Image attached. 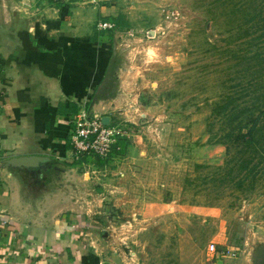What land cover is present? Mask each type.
Returning a JSON list of instances; mask_svg holds the SVG:
<instances>
[{
	"label": "rangeland",
	"instance_id": "1",
	"mask_svg": "<svg viewBox=\"0 0 264 264\" xmlns=\"http://www.w3.org/2000/svg\"><path fill=\"white\" fill-rule=\"evenodd\" d=\"M119 8L111 36L122 89L106 116L126 136L108 160L83 164L92 188L107 184L103 203L93 202L91 241L115 264H251L264 244V158L239 172L247 156L224 139L238 121L228 125L213 108L228 93L262 91L264 0H120Z\"/></svg>",
	"mask_w": 264,
	"mask_h": 264
},
{
	"label": "crops",
	"instance_id": "2",
	"mask_svg": "<svg viewBox=\"0 0 264 264\" xmlns=\"http://www.w3.org/2000/svg\"><path fill=\"white\" fill-rule=\"evenodd\" d=\"M119 6L0 0V162L49 159L30 172L0 166V264H115L91 241L93 202L103 203L107 184L92 188L94 172L74 160L69 138L81 108L109 119L117 109Z\"/></svg>",
	"mask_w": 264,
	"mask_h": 264
},
{
	"label": "trees",
	"instance_id": "3",
	"mask_svg": "<svg viewBox=\"0 0 264 264\" xmlns=\"http://www.w3.org/2000/svg\"><path fill=\"white\" fill-rule=\"evenodd\" d=\"M122 16H118L114 20L116 25L122 24ZM260 54L257 53V56ZM256 79H251L246 85L256 86ZM259 81V80H258ZM261 88V87H260ZM260 88L252 90L251 92L246 91L242 93L226 94L221 97L220 101L213 108V114L223 122L232 125L233 122L238 121L235 126H230L229 132L224 135V139L229 141L232 145H238L237 153L240 155H246V159H239L237 161V169L244 171L249 169V166L254 162L255 158H264V149L262 148V143L264 142V125H260L261 120L264 117V85L262 86V91ZM244 94V95H243ZM239 95V96H238ZM242 97H248L249 102L244 100ZM241 101V102H240ZM242 123H244L242 125ZM245 133H242L243 129H246ZM260 132H263L259 134ZM225 143V142H219ZM121 140L118 141V149H120ZM230 146L226 149L229 150ZM237 147V146H236ZM116 151L114 148L113 152ZM113 155V153L111 154ZM95 158V157H94ZM86 156L82 157L77 163L85 162ZM98 160V158H95ZM256 165L253 164L250 167V172H254ZM255 178V177H254Z\"/></svg>",
	"mask_w": 264,
	"mask_h": 264
},
{
	"label": "built area",
	"instance_id": "4",
	"mask_svg": "<svg viewBox=\"0 0 264 264\" xmlns=\"http://www.w3.org/2000/svg\"><path fill=\"white\" fill-rule=\"evenodd\" d=\"M54 3L68 4L79 2L83 4H94L99 0H51ZM98 30H111L113 24L99 22ZM102 115L91 112L88 114L86 108H81L75 117L73 131L69 142L73 157L78 161L82 157L91 156L106 161L111 157L114 148L118 149V141L126 136L123 127L114 125L109 119V124H102ZM215 246L210 244L208 251L214 252Z\"/></svg>",
	"mask_w": 264,
	"mask_h": 264
},
{
	"label": "water",
	"instance_id": "5",
	"mask_svg": "<svg viewBox=\"0 0 264 264\" xmlns=\"http://www.w3.org/2000/svg\"><path fill=\"white\" fill-rule=\"evenodd\" d=\"M88 114L91 113L89 110L87 111ZM102 124L108 125L109 119L107 117H102L101 119ZM49 162L48 158H11L5 161L0 162V166L2 169L5 168H16V167H24L17 168V170L22 171H29L31 169H42L44 166ZM251 264H264V244H261L257 248H255L252 257Z\"/></svg>",
	"mask_w": 264,
	"mask_h": 264
},
{
	"label": "flooded vegetation",
	"instance_id": "6",
	"mask_svg": "<svg viewBox=\"0 0 264 264\" xmlns=\"http://www.w3.org/2000/svg\"><path fill=\"white\" fill-rule=\"evenodd\" d=\"M100 94H101V93H100V92H98V93H97V97H98V96L100 97ZM102 94H103V93H102ZM97 97H96V98H97Z\"/></svg>",
	"mask_w": 264,
	"mask_h": 264
}]
</instances>
